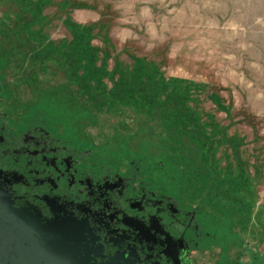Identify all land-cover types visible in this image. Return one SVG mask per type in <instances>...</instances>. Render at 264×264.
<instances>
[{
    "label": "rangeland",
    "instance_id": "obj_1",
    "mask_svg": "<svg viewBox=\"0 0 264 264\" xmlns=\"http://www.w3.org/2000/svg\"><path fill=\"white\" fill-rule=\"evenodd\" d=\"M0 73L12 105L264 264V0H0Z\"/></svg>",
    "mask_w": 264,
    "mask_h": 264
},
{
    "label": "flooded vegetation",
    "instance_id": "obj_2",
    "mask_svg": "<svg viewBox=\"0 0 264 264\" xmlns=\"http://www.w3.org/2000/svg\"><path fill=\"white\" fill-rule=\"evenodd\" d=\"M6 98L0 82V193L13 208L37 214L43 222L73 218L83 223L82 244H69L80 251L77 259L244 264V254L229 258L218 246L211 248L218 236L202 209L147 179L132 163L118 166L93 150L82 151L41 113L31 114Z\"/></svg>",
    "mask_w": 264,
    "mask_h": 264
},
{
    "label": "water",
    "instance_id": "obj_3",
    "mask_svg": "<svg viewBox=\"0 0 264 264\" xmlns=\"http://www.w3.org/2000/svg\"><path fill=\"white\" fill-rule=\"evenodd\" d=\"M85 232L73 218L43 222L37 214L13 208L0 193V264H90L88 255L77 259L80 251L69 249L72 242L82 244Z\"/></svg>",
    "mask_w": 264,
    "mask_h": 264
},
{
    "label": "trees",
    "instance_id": "obj_4",
    "mask_svg": "<svg viewBox=\"0 0 264 264\" xmlns=\"http://www.w3.org/2000/svg\"><path fill=\"white\" fill-rule=\"evenodd\" d=\"M84 70H85V69H84ZM84 70H83V73H85ZM85 75H86V73H85ZM87 75H88V74H87ZM83 76H84V74H83ZM86 78H87V77H86Z\"/></svg>",
    "mask_w": 264,
    "mask_h": 264
}]
</instances>
